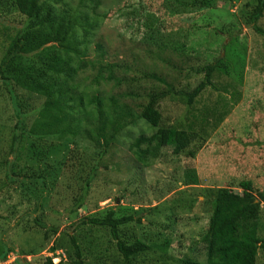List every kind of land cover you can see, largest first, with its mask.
Returning <instances> with one entry per match:
<instances>
[{
	"label": "rangeland",
	"instance_id": "obj_1",
	"mask_svg": "<svg viewBox=\"0 0 264 264\" xmlns=\"http://www.w3.org/2000/svg\"><path fill=\"white\" fill-rule=\"evenodd\" d=\"M244 1L246 0L229 4L225 0H219L208 9L190 6V0H179L173 4L168 0L101 1V7L96 10V14L101 16L100 24L87 44L88 58L97 56L95 47L100 45L104 52L100 58L103 62L125 63L136 77H140V72L147 75L151 73L178 91H188L198 84L201 77L189 73L190 77L187 79L184 72L212 62V53H220V57L223 55L219 40L214 38L212 32V29H217L223 34L232 32L239 37L236 51H243L246 62L242 83L232 89L229 78L216 74L211 88H206L190 108L181 104L178 96L166 98L159 103L163 125L177 126L184 123L185 130L191 126V131L205 140L202 150L195 151L192 145L194 158L175 157L171 151L163 149L150 166L142 167L131 154L129 147L134 141L144 142L156 137L152 129L149 130L148 125L141 120L127 124L119 145L113 152L114 163H119L123 168L118 173L101 169L91 183L88 199L74 214L65 211L73 205L80 179L69 171L70 159L67 153L75 150L83 153L79 155L91 157L95 152L92 145L84 139H77L76 146L73 142L47 141L49 146L52 145L51 151H44L43 156L46 159L43 158L40 165L62 163L65 169L62 170L60 179L49 180L47 188L50 195L48 203L42 200V211L35 213L31 210L38 203L39 195L31 196L26 182L23 187L0 186V251L11 247L17 253H9L2 264H13L17 258H25L28 264H43L44 257L53 258L54 263H59L60 259L71 262L72 255L67 256L65 248L54 253L48 252L54 239H51L48 246L41 244L43 230L37 227L33 219L37 218L48 227L58 226L65 236L72 232V225L79 220L96 217L109 208L118 207L141 212L143 225L149 224L147 239L158 238V243H161L162 238L171 239L172 247L176 248L170 251L173 256L178 258L185 254L195 255L193 252L197 246L204 247L201 238L208 222L204 196L209 190L226 187L238 192V183L251 180L257 185L256 188L264 191L263 147L253 150L260 162L253 157L251 162V147L246 146L243 149L235 143L236 140L247 143L264 141V37L246 28L245 15L252 7H247ZM257 26L264 30V12ZM10 36L12 35L9 31L0 25V61L5 40ZM158 50L160 53L156 55L160 60L151 59L149 51ZM167 59L180 68L181 73L175 72ZM90 75L93 76L94 72L79 71L69 82L74 89L70 90L81 96L98 95L103 101L110 96L117 97L118 91L109 86L92 85ZM140 85V99H120L117 102L134 115L139 114L136 107L145 103L144 98L148 93L165 90L163 84L153 80L140 79ZM10 90L15 92L17 98L27 101L31 107H37L43 101L36 96L21 93V90L13 86ZM232 92L239 96L237 103L231 102ZM8 96L7 88L0 82V127L4 120L9 127L13 125L10 121L12 104ZM214 105L218 111L226 112L221 124L217 123L218 114H212ZM82 111L75 114L74 119L80 123L78 126L84 127L93 114L88 108ZM0 142L4 145L1 146L2 149H5L9 144L7 132L0 134ZM240 153H243L242 156ZM218 154L220 156L217 157ZM231 156H234V161L239 160V163L229 172L230 175L218 172L217 169L221 170L223 163L228 164L227 158ZM215 157L219 159L214 160ZM30 164L31 162L28 163ZM187 169L195 171L197 186H183L184 171ZM3 181L4 176L0 172V184ZM41 196L44 197L45 193ZM133 230L141 239H145L136 225L127 229L128 234L125 228L126 237ZM76 236L84 245V264L119 262L115 245L106 235L95 239V235L92 236L83 229ZM60 239L64 243L68 241L67 237ZM41 245L42 249L39 247ZM30 248L36 249L35 255L25 257L19 254L22 250L30 251Z\"/></svg>",
	"mask_w": 264,
	"mask_h": 264
},
{
	"label": "trees",
	"instance_id": "obj_2",
	"mask_svg": "<svg viewBox=\"0 0 264 264\" xmlns=\"http://www.w3.org/2000/svg\"><path fill=\"white\" fill-rule=\"evenodd\" d=\"M101 1L0 0V25L12 35L5 40L3 46L0 82L9 94L8 98L12 104L10 121L13 124L9 127L4 120L0 127L1 135L8 133L9 142L5 149H2L1 146L4 145L0 142V172L4 176L0 186L23 187L26 182L31 196L39 195L38 203L31 209L35 213L42 211V200L48 203L49 180L60 179L59 176L65 169L62 163L40 165L45 158L44 151H51L52 145L49 146L48 142H73L76 146L77 139H84L92 145L95 152L91 157L79 155L83 153L75 150L67 153L70 159L69 171L80 179L73 205L65 211L74 214L88 199L91 183L101 169L118 173L123 168L119 163H114L113 152L117 149L127 124L141 120L148 125L149 130L152 129L156 137L144 142L134 141L129 147L131 154L142 167L150 166L163 149L171 151L175 157L194 158L192 145L195 151L202 150L205 140L191 131V126L185 127V130L184 123L177 126L163 125L159 103L166 98L178 96L180 103L190 108L206 88H211L212 79L216 74L229 78L232 89L242 83L246 62L243 51H236L239 37L234 36L232 32L223 34L217 29H212V32L214 38L219 40L220 52L223 55L220 57V53H212V62L184 72L187 79L190 77L189 73L201 77L198 84L188 91H178L151 73L147 75L140 72V77H136L125 63L103 62L100 58L104 52L100 45L95 47L97 56L88 58L87 44L91 34L100 24L101 16L96 14V10L101 7ZM168 1L173 4L179 0ZM217 1L219 0H190V6L208 9ZM225 1L236 4L241 0ZM244 2L247 7H252L245 15L246 28L264 37V30L257 26L264 12V0ZM160 50L149 51L150 58H157L156 53H160ZM166 61L175 72L181 73L182 70L173 65L171 60ZM82 70L94 72L93 76H89L90 83L117 90L118 98L110 96L103 101L98 95L81 96L70 90L73 87L69 82ZM140 79L163 84L165 90L148 93L144 98L145 103L135 106L139 114L134 115L117 102L120 99H140ZM11 86L21 90V93L36 96L38 100H43L42 103L37 107L29 106L27 101L17 98L15 92L10 90ZM238 97V94L232 92L231 102L237 103ZM85 108L91 109L93 116L88 122L85 121L84 127L78 126L80 123L76 122L74 115L83 112ZM205 111L208 112V109ZM211 111L214 116L218 114L217 123L221 124L226 116L225 110L218 111L214 105ZM182 134L184 137H181ZM235 143L243 149L250 146L251 162L252 157L260 162L253 150H260V147L264 149V141L247 143L244 140H236ZM242 154L240 153V156ZM217 157L214 160H218ZM233 157L227 158L228 164L223 163L222 169L217 171L230 175L229 172L239 163V160L234 161ZM230 164L233 166H228ZM197 185L195 171L185 170L183 186ZM256 186L253 181L244 180L238 183V192L226 187L209 190L204 196L208 215L206 230L201 238L204 247L197 246L193 252L195 255L185 254L178 258L170 254L171 250L176 249L172 247L171 239L162 238L161 243L157 242L158 238L147 239L149 224L144 226L141 212L131 208H109L99 216L81 219L72 225V232L65 236L58 226L48 227L37 218L33 221L43 230L41 244L48 246L51 239H54L48 252L54 253L65 248L67 256L72 255L71 262L60 259L56 264H84V245L76 236L83 229L88 234L95 235V239L100 235L111 239L110 242L114 243L120 258L115 264H264V191ZM42 193H45L44 197L41 196ZM135 225L141 229L145 239H141L134 230L126 237L125 228L127 233V229L134 228ZM61 237H67V243H64ZM39 247L42 249V245ZM35 250L30 248V251L22 250L24 253L19 254L28 257L35 255ZM9 253L17 255L11 247L2 249L0 263L4 262ZM43 259V264H55L51 257ZM13 264L28 263L25 258H17Z\"/></svg>",
	"mask_w": 264,
	"mask_h": 264
},
{
	"label": "built area",
	"instance_id": "obj_3",
	"mask_svg": "<svg viewBox=\"0 0 264 264\" xmlns=\"http://www.w3.org/2000/svg\"><path fill=\"white\" fill-rule=\"evenodd\" d=\"M0 264H2V263H0Z\"/></svg>",
	"mask_w": 264,
	"mask_h": 264
},
{
	"label": "clouds",
	"instance_id": "obj_4",
	"mask_svg": "<svg viewBox=\"0 0 264 264\" xmlns=\"http://www.w3.org/2000/svg\"><path fill=\"white\" fill-rule=\"evenodd\" d=\"M56 264V263H55Z\"/></svg>",
	"mask_w": 264,
	"mask_h": 264
}]
</instances>
